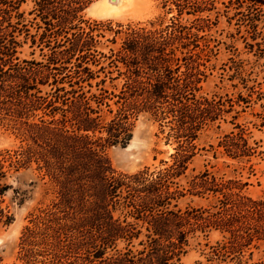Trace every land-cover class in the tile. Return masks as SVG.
Returning <instances> with one entry per match:
<instances>
[{
  "label": "trees",
  "instance_id": "obj_1",
  "mask_svg": "<svg viewBox=\"0 0 264 264\" xmlns=\"http://www.w3.org/2000/svg\"><path fill=\"white\" fill-rule=\"evenodd\" d=\"M32 1L44 23L41 37L54 38V47H63L46 63L20 58L17 33L25 26L20 11L25 0H0V122L8 121L25 141L0 153V197L11 189L8 175L31 162L48 177L56 194L50 205L31 215V225L22 231L25 263L178 264L188 235L199 230L220 234L209 246L207 260L264 264V259L252 261L253 250L264 244V197L247 195L246 181L204 168L192 176L188 190L214 200L184 210L176 207L183 194L176 178L187 170L202 128L234 104L246 103L241 95L234 100L198 94L200 36L192 28L202 27L185 25L176 17L164 25L147 21L113 29L109 22L82 18L81 12L94 0ZM167 3L178 15H196L211 0H164ZM194 20L202 22L198 16ZM104 30L121 35L119 46L109 48L108 54L95 49ZM59 36L64 39L57 41ZM97 54L107 60L106 73L123 75L119 89L99 87L104 77L95 82L96 92L91 91L98 74L90 64L100 63ZM143 113L168 127L166 139L176 143L170 161L157 170L144 166L132 173L116 171L103 149L125 146ZM234 128L219 138L215 151L231 159L252 156L256 147L249 142V132L237 123ZM13 220L0 206V231ZM143 231L141 249L134 252L132 240ZM118 240L130 247L105 256Z\"/></svg>",
  "mask_w": 264,
  "mask_h": 264
},
{
  "label": "rangeland",
  "instance_id": "obj_2",
  "mask_svg": "<svg viewBox=\"0 0 264 264\" xmlns=\"http://www.w3.org/2000/svg\"><path fill=\"white\" fill-rule=\"evenodd\" d=\"M97 2L99 0H94L81 12L82 18L109 22L113 29H117V25L123 29L127 25L142 26L147 21H153L156 26L164 25L176 17L185 25L201 26L200 30L192 28L200 36L202 81L198 94L208 98L234 100L241 95L246 99V103L234 104L231 111L222 113L202 128L187 170L176 178L183 192L175 202L176 207L184 210L187 207L205 206L214 200L211 195L195 194L188 190L192 176L204 168L216 176L236 177L246 181L244 192L247 195L264 197V4L251 6L246 0H211L207 9L201 13L191 15L183 12L178 15L175 6L172 3L164 5V0H105L99 6ZM34 8L32 0H25L20 6L23 12L21 20L25 26H20L21 31L17 33L20 43L18 56L46 63L52 52L63 46L54 47V38L41 37L44 23ZM110 11L114 13L109 14ZM197 16L202 18V22L194 20ZM81 25L86 26L84 23ZM67 35L70 36V33ZM112 38H115V43L111 41ZM63 39L59 36L57 41ZM97 39V52L108 54L109 48L116 49L119 46L121 35L104 30ZM98 56L100 63L90 64L91 69L98 74L91 81V91L96 90L95 82L104 77L105 82L99 87L119 89L124 80L123 75L118 76L116 71L106 73L107 60ZM101 65L106 67L105 70H99ZM109 77L114 78L111 80ZM234 123L249 132V142L256 147L252 156L231 159L215 151L217 141L224 133L236 131ZM17 131L8 121L0 122V153L25 145ZM167 131V126L160 127L158 122L143 113L134 122L132 138L125 146H105L103 152L116 171L132 173L144 166L157 170L164 166V161H170V154L176 146L173 140L167 141ZM43 173L35 162H31L6 178L11 189L0 197V206L9 210L14 220L0 231V264H26L20 247L22 231L26 225H31V215L50 205L56 197L54 186ZM118 214L119 211H116L115 215ZM143 233L138 239L132 240L134 252L141 249L138 241L145 238ZM219 239L220 234L216 231H210L207 235L199 230L190 233L186 252L178 264H217V260L207 259L210 256L209 246ZM125 247H130L127 241L118 240L116 247L107 249L105 256L115 254V249L123 251ZM263 248L264 244H260L253 250L252 261L264 259ZM28 264L36 263L31 261ZM92 264L99 263L95 261Z\"/></svg>",
  "mask_w": 264,
  "mask_h": 264
},
{
  "label": "bare ground",
  "instance_id": "obj_3",
  "mask_svg": "<svg viewBox=\"0 0 264 264\" xmlns=\"http://www.w3.org/2000/svg\"><path fill=\"white\" fill-rule=\"evenodd\" d=\"M104 1L105 0H99V2H97V5L99 6V5H101V4H103L104 3ZM105 9V8H104ZM114 9V8H113ZM115 11V10H114ZM117 11V10H116ZM109 14H111V13H114V12H112V11H110V12H108Z\"/></svg>",
  "mask_w": 264,
  "mask_h": 264
}]
</instances>
